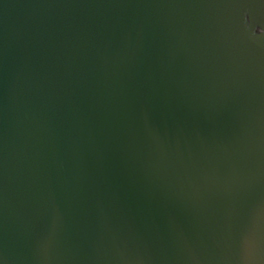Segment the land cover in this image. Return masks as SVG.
Here are the masks:
<instances>
[{"label":"water","instance_id":"obj_1","mask_svg":"<svg viewBox=\"0 0 264 264\" xmlns=\"http://www.w3.org/2000/svg\"><path fill=\"white\" fill-rule=\"evenodd\" d=\"M0 264H264V0H0Z\"/></svg>","mask_w":264,"mask_h":264},{"label":"snow or ice","instance_id":"obj_2","mask_svg":"<svg viewBox=\"0 0 264 264\" xmlns=\"http://www.w3.org/2000/svg\"><path fill=\"white\" fill-rule=\"evenodd\" d=\"M245 243L246 244L249 243V239L248 238L245 239Z\"/></svg>","mask_w":264,"mask_h":264}]
</instances>
